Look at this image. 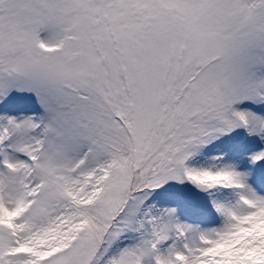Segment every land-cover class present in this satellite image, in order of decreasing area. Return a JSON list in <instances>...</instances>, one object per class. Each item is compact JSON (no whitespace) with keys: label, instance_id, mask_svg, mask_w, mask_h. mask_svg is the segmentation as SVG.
<instances>
[{"label":"snow or ice","instance_id":"snow-or-ice-1","mask_svg":"<svg viewBox=\"0 0 264 264\" xmlns=\"http://www.w3.org/2000/svg\"><path fill=\"white\" fill-rule=\"evenodd\" d=\"M0 264H264V0H0Z\"/></svg>","mask_w":264,"mask_h":264}]
</instances>
